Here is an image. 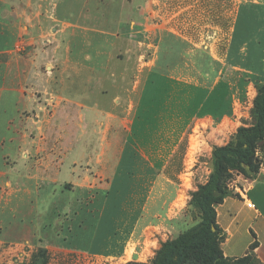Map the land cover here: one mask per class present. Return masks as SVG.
Masks as SVG:
<instances>
[{"label": "crops", "instance_id": "obj_1", "mask_svg": "<svg viewBox=\"0 0 264 264\" xmlns=\"http://www.w3.org/2000/svg\"><path fill=\"white\" fill-rule=\"evenodd\" d=\"M197 1L208 15L231 7L221 24L224 46L210 18L212 27L189 25L186 8L178 10L175 29L144 36L154 51L142 83L131 85L133 70L104 62L103 51L70 52L66 37L33 36L31 50L19 54L13 47L41 22L42 0H0V232L14 234H0V249L42 245L110 259L130 250L128 261L147 263L197 222L190 195L208 180L212 148L230 143L254 98L242 111L226 72L264 79V0ZM220 81L228 96L218 111ZM250 87L255 96L249 81L244 98ZM228 190L215 206L223 256L252 254L264 264V173L235 176ZM86 226L104 237L99 250L41 235L50 228L56 239Z\"/></svg>", "mask_w": 264, "mask_h": 264}, {"label": "rangeland", "instance_id": "obj_2", "mask_svg": "<svg viewBox=\"0 0 264 264\" xmlns=\"http://www.w3.org/2000/svg\"><path fill=\"white\" fill-rule=\"evenodd\" d=\"M196 0H42L40 20L35 28H26L25 43H19L13 47L19 54H25L32 48L33 36H39L40 41L46 40L51 36H59L63 39L66 37L71 43L68 44L69 51L74 53L89 54L93 51H103L106 55L104 62H110L112 65L117 63L122 68H130L134 71V76L131 75L129 80L131 85L134 80H138V83H142L144 74L147 71V67L144 63L151 59L154 48L151 47L152 40L143 39L149 33L153 34L160 31L161 28H173L175 29L179 23L177 15L178 10L186 8L187 14L186 23L189 25L196 22V24L210 25V27H217L219 30H213L217 32L216 38L217 45L224 46L225 38L222 36L226 30L222 22L230 19L232 9L230 6L222 9L220 14V8L218 7L217 13L221 15L219 17V23L214 16L218 14H209L204 7L199 5ZM207 1V0H206ZM66 2V6H65ZM206 5H208L206 3ZM67 7V9H65ZM32 15V13H30ZM225 17V18H223ZM210 18L211 24L208 20ZM220 24V25H219ZM149 26L146 32L145 26ZM215 25V26H214ZM222 26V27H221ZM161 27V28H160ZM154 29V30H151ZM208 29V28H207ZM34 31L36 33H34ZM153 32V33H152ZM204 33V32H203ZM204 35V34H203ZM198 36L196 42L208 43L209 40L205 38L199 39ZM205 37V36H204ZM39 39H37L39 41ZM30 41L29 43L27 41ZM144 42L139 44L138 41ZM155 43V42H152ZM43 46V44H41ZM149 45V46H148ZM128 50L129 55L127 58L124 56L123 51ZM92 54V53H91ZM141 57V58H140ZM60 67V65L56 66ZM239 72H226L225 79L233 86L235 93V100L237 98L242 103V111H245L244 107H247L249 101L254 97V90L252 87L247 88L246 93L248 96L244 98V86L253 79H246L247 76H241ZM185 80H192L193 76L183 75ZM136 78V79H135ZM124 82L126 78L122 77ZM196 80V79H195ZM243 80V84L240 81ZM243 93V94H242ZM246 95V94H245ZM244 99V100H243ZM243 100V102H242ZM241 109V108H240ZM245 126L252 124L250 116H246L243 121ZM255 159L258 165V172L256 174L264 173V140L259 142L255 149ZM253 174L250 177H256ZM241 175L236 172H231L225 179L227 188L234 181L235 176ZM69 224L70 221H67ZM92 222V219H89ZM74 225V224H72ZM43 229V228H42ZM74 229V228H72ZM51 233V235H49ZM52 230L45 228L42 232V237L48 235L49 239L58 241L63 239L62 242H69L66 246L73 249L88 250L91 247L98 250L102 247V241L104 237L102 235L94 236L93 231L86 226L82 231L64 230L63 233L54 238L52 236ZM0 234L5 240H10L14 237V234L7 228L1 230ZM99 234V231H98ZM94 238V241H91ZM91 242V243H90ZM93 243V244H92ZM60 244V243H59ZM92 244V246H91ZM43 248V246H38ZM33 247L19 248L12 246L11 248L4 247L0 249V264H31L36 251ZM45 249V257L47 259L46 264H125L129 259L130 250L127 251L126 256L123 259H110L100 256L99 251L80 252L61 249ZM96 250V249H95ZM96 255V256H95ZM139 263V262H138Z\"/></svg>", "mask_w": 264, "mask_h": 264}, {"label": "trees", "instance_id": "obj_3", "mask_svg": "<svg viewBox=\"0 0 264 264\" xmlns=\"http://www.w3.org/2000/svg\"><path fill=\"white\" fill-rule=\"evenodd\" d=\"M240 84H243V80ZM253 86L255 96L249 111L252 124L238 127L229 144L212 148V170L208 180L190 195L189 206L197 213V222L161 243L150 262L132 261L125 264H261L252 254L236 260L224 258L215 214V206L232 195L225 183L231 172L248 178L258 172L255 149L264 140V79L255 82ZM216 88L219 111L222 101L228 96V86L220 81ZM36 252L31 264H46L45 249L39 248Z\"/></svg>", "mask_w": 264, "mask_h": 264}, {"label": "built area", "instance_id": "obj_4", "mask_svg": "<svg viewBox=\"0 0 264 264\" xmlns=\"http://www.w3.org/2000/svg\"><path fill=\"white\" fill-rule=\"evenodd\" d=\"M245 206H246V208H248V209H254V205H253L251 202H246V203H245Z\"/></svg>", "mask_w": 264, "mask_h": 264}]
</instances>
